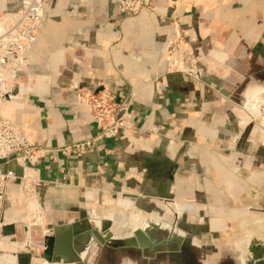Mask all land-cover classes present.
Wrapping results in <instances>:
<instances>
[{
  "label": "crops",
  "instance_id": "obj_1",
  "mask_svg": "<svg viewBox=\"0 0 264 264\" xmlns=\"http://www.w3.org/2000/svg\"><path fill=\"white\" fill-rule=\"evenodd\" d=\"M41 1L30 60L14 74L0 115L29 141L58 148L95 136L90 108L76 93L106 89L130 97L135 126L83 155L32 160L27 166L44 184L29 200L13 181L4 224L31 221L39 233L48 224L79 223L88 211L103 218L92 199L105 203L117 192L134 202L139 188L178 199L263 186L264 126H251L250 115L264 100V0H153L151 13L125 17L119 0ZM20 2L0 0V19ZM173 22L199 76L169 72L161 59ZM7 168L22 172L14 162ZM108 217L112 227L117 218ZM38 261L33 248L3 235L0 264Z\"/></svg>",
  "mask_w": 264,
  "mask_h": 264
},
{
  "label": "rangeland",
  "instance_id": "obj_2",
  "mask_svg": "<svg viewBox=\"0 0 264 264\" xmlns=\"http://www.w3.org/2000/svg\"><path fill=\"white\" fill-rule=\"evenodd\" d=\"M177 52L171 49L169 55L178 56ZM166 55L162 53L161 59ZM186 65V72L195 71L190 61ZM257 105L259 111H251V126H264V100ZM245 134L253 135V131ZM139 190L134 202L127 198L120 201L117 192L111 193L113 200L108 202L90 201L98 215H105L94 216L98 225L102 219L109 220L108 216L117 221L109 227L108 246L94 247L88 264H264V183L238 196L188 195L175 199ZM136 229L146 237L153 234L156 241L148 244L135 240L138 249L116 245L117 241L123 244Z\"/></svg>",
  "mask_w": 264,
  "mask_h": 264
},
{
  "label": "built area",
  "instance_id": "obj_3",
  "mask_svg": "<svg viewBox=\"0 0 264 264\" xmlns=\"http://www.w3.org/2000/svg\"><path fill=\"white\" fill-rule=\"evenodd\" d=\"M153 11V0H119L117 13L122 16H134L140 12ZM43 17L41 0H21L20 4L5 13L0 19V103L9 100L14 74L30 60V48L34 42L37 27ZM171 49L178 50V56L169 55ZM184 45L175 22L162 53L167 54L169 72L184 73L188 61L195 65L194 59ZM163 57V55H162ZM171 66H174L171 68ZM76 100L90 108L96 123L94 137L75 141L58 148L41 147L29 141L16 128L15 123L0 115V253L2 250L3 207L5 195L13 181H18L25 196L44 182L27 166L42 155L60 153L63 156L83 155L98 140L115 138L121 130L133 129L135 124L128 115L130 97H117L113 92L83 90L76 93ZM264 110V108H263ZM10 162L21 167V174L7 168Z\"/></svg>",
  "mask_w": 264,
  "mask_h": 264
},
{
  "label": "water",
  "instance_id": "obj_4",
  "mask_svg": "<svg viewBox=\"0 0 264 264\" xmlns=\"http://www.w3.org/2000/svg\"><path fill=\"white\" fill-rule=\"evenodd\" d=\"M199 76L198 71H188ZM262 103V100L259 101ZM259 106L254 107L253 114L259 111ZM28 223L4 224L2 234L10 236L11 241L24 249L33 248L39 258L38 264H88L93 248L100 245L107 247V239L110 237V222L102 219L98 225L91 212H85L78 222L60 224H48L39 233ZM31 230V231H30ZM122 240V239H121ZM135 240L146 243L156 241L153 234L144 236L140 229L132 232V236L124 238L123 244L119 241V248L135 247Z\"/></svg>",
  "mask_w": 264,
  "mask_h": 264
},
{
  "label": "bare ground",
  "instance_id": "obj_5",
  "mask_svg": "<svg viewBox=\"0 0 264 264\" xmlns=\"http://www.w3.org/2000/svg\"><path fill=\"white\" fill-rule=\"evenodd\" d=\"M109 221V220H108ZM98 224V223H97ZM154 224V222H151V225H153ZM109 227H110V225H109ZM155 229H157L156 227H155ZM180 239V238H179Z\"/></svg>",
  "mask_w": 264,
  "mask_h": 264
}]
</instances>
